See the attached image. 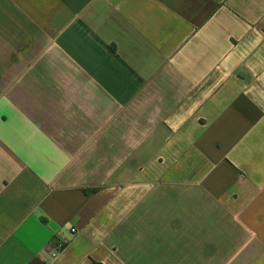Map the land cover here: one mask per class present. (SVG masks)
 Instances as JSON below:
<instances>
[{"label": "crops", "instance_id": "0c3cea01", "mask_svg": "<svg viewBox=\"0 0 264 264\" xmlns=\"http://www.w3.org/2000/svg\"><path fill=\"white\" fill-rule=\"evenodd\" d=\"M0 264H264V0H0Z\"/></svg>", "mask_w": 264, "mask_h": 264}, {"label": "built area", "instance_id": "2783aa9c", "mask_svg": "<svg viewBox=\"0 0 264 264\" xmlns=\"http://www.w3.org/2000/svg\"><path fill=\"white\" fill-rule=\"evenodd\" d=\"M72 234H76V230H72ZM67 242L58 243L52 251V257L55 258L66 246Z\"/></svg>", "mask_w": 264, "mask_h": 264}]
</instances>
